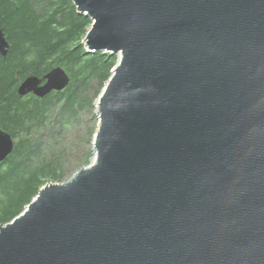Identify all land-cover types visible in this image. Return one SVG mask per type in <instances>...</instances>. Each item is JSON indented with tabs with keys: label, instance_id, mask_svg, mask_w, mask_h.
Listing matches in <instances>:
<instances>
[{
	"label": "water",
	"instance_id": "water-1",
	"mask_svg": "<svg viewBox=\"0 0 264 264\" xmlns=\"http://www.w3.org/2000/svg\"><path fill=\"white\" fill-rule=\"evenodd\" d=\"M71 1L86 51L118 55L94 158L0 224V264H264V0ZM13 146L0 128V162Z\"/></svg>",
	"mask_w": 264,
	"mask_h": 264
},
{
	"label": "trees",
	"instance_id": "trees-1",
	"mask_svg": "<svg viewBox=\"0 0 264 264\" xmlns=\"http://www.w3.org/2000/svg\"><path fill=\"white\" fill-rule=\"evenodd\" d=\"M91 23L71 0H0V29L9 42L0 54V128L14 139L0 162V224L21 213L43 184L90 163L96 120L86 146L69 133L81 125L80 111L92 109L118 58L86 51ZM55 65L70 76L64 89L18 95L25 76L41 77Z\"/></svg>",
	"mask_w": 264,
	"mask_h": 264
},
{
	"label": "rangeland",
	"instance_id": "rangeland-1",
	"mask_svg": "<svg viewBox=\"0 0 264 264\" xmlns=\"http://www.w3.org/2000/svg\"><path fill=\"white\" fill-rule=\"evenodd\" d=\"M117 55V54H116ZM118 57V56H117ZM102 91V90H101ZM101 91L99 92V94L96 96V98H94L93 102H92V109H84L82 111H80V117H81V125H79V127L77 128L76 131L74 132H71L69 133L70 137L72 139H75V138H79L80 139V142L82 144V146H86L87 144V141H88V131L90 129H92L93 125H94V122L96 120V123H95V131L97 129V123H98V116L96 114V110H97V100H98V97L100 96L101 94ZM95 134V132H94ZM93 134V136H94ZM93 140V139H92ZM93 145H92V141H91V158H90V162L92 161V159L94 158V153H93ZM84 166V165H83ZM82 167V166H81ZM79 167V168H81ZM79 168L75 169L74 171H71L69 172L66 176V178L61 181V182H64L66 181L67 179H69Z\"/></svg>",
	"mask_w": 264,
	"mask_h": 264
},
{
	"label": "bare ground",
	"instance_id": "bare-ground-1",
	"mask_svg": "<svg viewBox=\"0 0 264 264\" xmlns=\"http://www.w3.org/2000/svg\"><path fill=\"white\" fill-rule=\"evenodd\" d=\"M93 153H95V150H93Z\"/></svg>",
	"mask_w": 264,
	"mask_h": 264
}]
</instances>
